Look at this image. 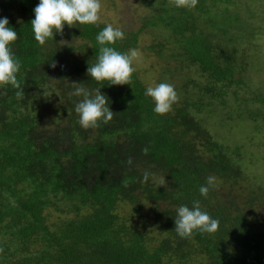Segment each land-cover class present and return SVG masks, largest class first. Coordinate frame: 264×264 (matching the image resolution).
<instances>
[{
  "label": "trees",
  "instance_id": "16d2710c",
  "mask_svg": "<svg viewBox=\"0 0 264 264\" xmlns=\"http://www.w3.org/2000/svg\"><path fill=\"white\" fill-rule=\"evenodd\" d=\"M12 1L0 0V17L18 34L10 47L20 61L19 89L0 85V264H264V217L252 212L264 206V185L242 201L216 186L207 197L199 192L210 175L235 183L248 175L242 147L218 138L208 116L231 105L236 119H264V93L240 95L251 81L246 59L238 63L245 20L232 9L235 0H196L193 7L143 0L150 13L142 27L108 45L127 53L152 27L162 31L161 52L173 45L172 59L196 67L201 82H188L184 103L165 114L153 111L136 71L122 85L87 74L106 24L65 25L41 45L30 23L39 0H16L18 14L9 12ZM65 35L84 40L80 54L73 44L59 45ZM74 87L93 95L100 89L113 118L81 127L75 105L82 97L71 95ZM51 95L58 103L47 123L40 106ZM193 201L219 227L181 238L176 209ZM121 202L132 205L134 221L118 213ZM51 209L67 215L50 222Z\"/></svg>",
  "mask_w": 264,
  "mask_h": 264
},
{
  "label": "rangeland",
  "instance_id": "374dc122",
  "mask_svg": "<svg viewBox=\"0 0 264 264\" xmlns=\"http://www.w3.org/2000/svg\"><path fill=\"white\" fill-rule=\"evenodd\" d=\"M100 2L102 9L99 22L121 28L125 36L131 31L139 30L150 13V8L144 4L143 0H100ZM235 2L231 5L232 9L238 10L240 17L245 20V27H243L245 33L242 36L243 41L240 46L244 52L238 63L242 66L247 61L249 65L248 70H245V72L248 73V80L251 82L240 92L241 96L244 95L247 98L252 97V92L256 90L264 93V0H235ZM19 10L18 2L13 0L9 12L18 14ZM163 39L161 30L147 27L139 35L137 46L129 49V52L135 50L137 53L133 58V66L146 87L156 86L160 82L170 83L174 86L178 94V100L170 110V112H174L177 106L184 103L185 90L188 87L191 88L188 82L193 79L201 82L202 78L198 76L195 66L181 64L170 57L173 45L167 44L165 50L161 52L162 49L159 48L158 43ZM69 44H73L77 48L76 52L80 54L82 48L79 47L85 42L81 38L69 39L67 35L59 39L61 47ZM191 91L194 92V89ZM57 103L58 99L53 95L47 97L41 103L40 109L45 112L43 118L47 123L49 121L50 123L53 122L52 117H54ZM259 105L264 106L262 103H259ZM254 106L255 104L252 105V107ZM221 108L217 107L215 109V111L218 109L216 113L221 115L215 114V118L208 116V126L222 141L242 147V155H244V161H246L244 166L248 175L238 183H235L232 179L219 178L216 181V188L224 196L234 195L237 196L239 201H242L250 194L252 188L256 189L259 184L264 185V119L261 114H259L256 121L250 118H246V120L236 119L239 110H233L231 105L222 108L223 111ZM221 116L225 118L224 124H219ZM117 211L128 222L134 221L132 219L134 214L132 205L128 202H121ZM252 212L257 216L264 217V206L260 204ZM49 214L50 222L67 215L55 209L49 210ZM70 215L72 216V214ZM140 226L143 230H147L143 221L140 222ZM151 237L155 240L153 243H158L160 234L153 231Z\"/></svg>",
  "mask_w": 264,
  "mask_h": 264
},
{
  "label": "clouds",
  "instance_id": "9594fccd",
  "mask_svg": "<svg viewBox=\"0 0 264 264\" xmlns=\"http://www.w3.org/2000/svg\"><path fill=\"white\" fill-rule=\"evenodd\" d=\"M196 0H176L177 7H193ZM102 5L100 0H39L34 7V19L31 27L34 39L43 45L56 33H62L65 25L96 24L100 21ZM124 31L119 27L107 24L96 36L100 47L97 62L90 64L87 74L97 82L108 81L110 85L131 84L132 74L135 71L133 58L135 50L120 52L108 45L123 39ZM18 39L17 31L10 26L7 17H0V85L10 84L19 89L17 73L20 70V61L15 57L11 44ZM56 65L53 63L52 67ZM17 96L21 95L17 91ZM71 95L82 97L76 105L75 111L79 115V124L88 129L97 127L100 122L107 124L113 118V111L108 97L98 89L93 95L84 87H74ZM145 95L154 101L153 111L165 114L172 109L178 100V94L170 83L160 82L156 86H149ZM145 151H147L145 149ZM143 179H149L145 172ZM216 186V177L208 176L206 183L199 187L202 196L207 197L211 188ZM175 231L181 238L190 237L194 231L213 233L218 230V219L210 216L200 207L199 201H193L191 207L181 205L176 209Z\"/></svg>",
  "mask_w": 264,
  "mask_h": 264
}]
</instances>
